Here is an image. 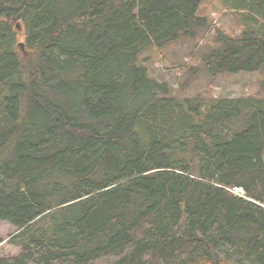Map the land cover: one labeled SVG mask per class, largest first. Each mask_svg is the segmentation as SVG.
Masks as SVG:
<instances>
[{
	"label": "trees",
	"instance_id": "trees-1",
	"mask_svg": "<svg viewBox=\"0 0 264 264\" xmlns=\"http://www.w3.org/2000/svg\"><path fill=\"white\" fill-rule=\"evenodd\" d=\"M203 1L0 0V220L21 249L0 264H264V97L170 96L140 64L205 28ZM217 44L215 73L264 66V25Z\"/></svg>",
	"mask_w": 264,
	"mask_h": 264
},
{
	"label": "rangeland",
	"instance_id": "rangeland-1",
	"mask_svg": "<svg viewBox=\"0 0 264 264\" xmlns=\"http://www.w3.org/2000/svg\"><path fill=\"white\" fill-rule=\"evenodd\" d=\"M244 0H204L198 16L206 19L205 28H197L195 36L181 37L163 47L148 46L140 54V64L149 75L167 84L170 96L242 98L264 97V66L257 71L221 72L207 68L204 56L217 46L219 33L240 37L244 33H257L264 25V10L244 6ZM260 3V0H256ZM251 17V18H250ZM18 43L25 42L23 27L17 28ZM19 47V46H18ZM25 62L31 54L20 46ZM30 54V55H29ZM234 192L244 196L241 187ZM15 226L0 220V258H9L20 253V246L9 240L15 234Z\"/></svg>",
	"mask_w": 264,
	"mask_h": 264
},
{
	"label": "water",
	"instance_id": "water-1",
	"mask_svg": "<svg viewBox=\"0 0 264 264\" xmlns=\"http://www.w3.org/2000/svg\"><path fill=\"white\" fill-rule=\"evenodd\" d=\"M17 26L19 27V25L17 24ZM20 45L23 47L24 46V43H20Z\"/></svg>",
	"mask_w": 264,
	"mask_h": 264
}]
</instances>
